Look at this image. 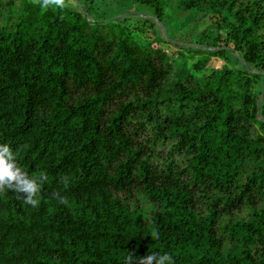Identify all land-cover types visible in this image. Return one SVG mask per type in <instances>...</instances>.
Returning a JSON list of instances; mask_svg holds the SVG:
<instances>
[{
    "label": "trees",
    "instance_id": "trees-1",
    "mask_svg": "<svg viewBox=\"0 0 264 264\" xmlns=\"http://www.w3.org/2000/svg\"><path fill=\"white\" fill-rule=\"evenodd\" d=\"M135 1L168 29L167 0ZM74 2L0 27V144L44 177L36 207L0 192V264H264V0H180L219 27L193 20L191 42ZM178 57L196 61L163 96Z\"/></svg>",
    "mask_w": 264,
    "mask_h": 264
},
{
    "label": "rangeland",
    "instance_id": "rangeland-1",
    "mask_svg": "<svg viewBox=\"0 0 264 264\" xmlns=\"http://www.w3.org/2000/svg\"><path fill=\"white\" fill-rule=\"evenodd\" d=\"M33 1L36 0H0V27L11 28L14 26L13 23L16 21L17 16L20 14L24 5ZM78 1L92 9L91 18L94 20L105 21L114 19L122 22L136 40L155 39L164 34L170 42H174V40L191 42V40L186 37V25L193 20L195 23L199 24V29L194 31V33H196L195 37H198L199 39V33L201 31L209 32L212 30L213 32H217L219 30L218 26H214L213 21L215 18L211 15L200 14L198 17H195V13L192 10L180 9L178 7L180 0H167L164 18L165 21H168V29H166L163 22L151 20V13L142 9L135 0H89V3H86L88 0ZM64 4L73 8L76 6L74 0H64ZM125 14L129 16L128 21L122 18ZM161 47L168 53L178 49V47L172 43L168 45L163 43L159 46V48ZM195 61L196 60L181 57L176 59L173 69L164 83L162 91L163 96L170 94L174 86L185 79L189 68ZM224 63V59H219L217 57L210 58V61L205 66V74H209L211 70L217 69ZM143 204L144 203L141 202V205ZM145 206L146 205L144 204V207Z\"/></svg>",
    "mask_w": 264,
    "mask_h": 264
},
{
    "label": "clouds",
    "instance_id": "clouds-1",
    "mask_svg": "<svg viewBox=\"0 0 264 264\" xmlns=\"http://www.w3.org/2000/svg\"><path fill=\"white\" fill-rule=\"evenodd\" d=\"M49 4L63 7L64 0H42V6L46 7ZM43 179L42 175L30 176L27 170L18 163L16 153L10 145L0 144V192L12 189L19 194L26 205L36 207L40 202L38 194L41 191ZM128 264H133L132 254L128 256ZM136 264H175V260L168 252L163 254L152 252L140 257Z\"/></svg>",
    "mask_w": 264,
    "mask_h": 264
}]
</instances>
